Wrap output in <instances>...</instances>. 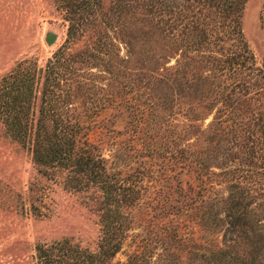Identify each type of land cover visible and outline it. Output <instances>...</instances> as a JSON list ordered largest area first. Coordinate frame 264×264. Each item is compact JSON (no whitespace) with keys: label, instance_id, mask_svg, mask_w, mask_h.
<instances>
[{"label":"trees","instance_id":"1","mask_svg":"<svg viewBox=\"0 0 264 264\" xmlns=\"http://www.w3.org/2000/svg\"><path fill=\"white\" fill-rule=\"evenodd\" d=\"M247 1L62 0L68 40L43 65L25 58L0 78V125L30 150L44 174L95 192L102 237L95 250L70 239L41 244L37 264H110L134 223L148 221L165 235L177 223L172 239L179 237L180 223L223 230L197 264H264V224L254 225L264 223V123L253 124L247 111L236 127L231 123L241 83L235 77L254 61L242 26ZM140 22L183 53L177 68L156 75V89L148 85L153 75L145 73L133 85L122 64L130 58L115 53L118 40L130 44L129 28ZM94 64L109 76L107 90L93 93L85 72ZM189 90L198 105L211 100L210 111L224 106L217 108L222 115L211 122L208 136L200 124L203 111L184 99ZM99 93L101 104L91 100ZM99 105L124 108L130 126L115 127L112 113ZM105 146L116 147L112 156ZM138 257L125 264H137Z\"/></svg>","mask_w":264,"mask_h":264},{"label":"rangeland","instance_id":"2","mask_svg":"<svg viewBox=\"0 0 264 264\" xmlns=\"http://www.w3.org/2000/svg\"><path fill=\"white\" fill-rule=\"evenodd\" d=\"M62 5V0H0V78L25 58H37L43 65L66 43L68 12ZM242 26L254 61L248 60L246 67L249 65L251 69L235 77L236 83H241L235 86L232 100L233 127L245 111L253 124L264 123V0L247 1ZM48 33L58 35L52 45L46 42ZM128 35L130 44L118 40L115 53H119L120 59L130 58L122 62L125 69H130L129 81L137 86L141 73L147 77L153 75L148 85L156 89L160 85L156 75L167 68H177L183 58L182 50L146 22L133 24ZM101 70V64H94L90 72H85L95 86L93 93L96 89L107 90L104 84L108 82L105 77L109 76ZM91 96V100L99 104L104 97L102 93ZM184 99L194 105L196 112L203 111L200 124L206 132L204 135L208 136L211 122L222 115L217 108L224 106L217 105L210 111L206 106L211 100H205V107L198 105L197 96L190 90ZM99 106L98 109L105 110L109 117L112 113L111 121L118 129L130 126L131 119L124 108L120 111L121 108L109 110ZM254 127L258 129V125ZM222 143L227 145L229 141ZM249 143L251 145L252 141ZM115 149V146H105V155L112 156ZM235 151L236 163L242 162V148L237 147ZM222 185L225 187L224 183ZM94 193L65 186L56 173L44 174L34 163L30 150L9 137L0 125V264H37L39 245L64 239L83 248L97 249L102 237V222ZM174 202L172 199L170 203ZM139 216L144 218L146 214ZM263 224L254 223L256 228ZM176 225L169 224L166 236L159 224L134 223V229L128 232L121 250L110 264H125L137 253V264H197L207 245L218 242L224 232L218 228L214 231L211 225L203 227L202 223H180L181 228L177 230L180 235L172 239ZM164 237L171 239L162 240ZM179 239L183 240L179 242ZM167 244L172 248L163 247Z\"/></svg>","mask_w":264,"mask_h":264},{"label":"water","instance_id":"3","mask_svg":"<svg viewBox=\"0 0 264 264\" xmlns=\"http://www.w3.org/2000/svg\"><path fill=\"white\" fill-rule=\"evenodd\" d=\"M58 39V35L56 33H48L46 35V42L49 45H52Z\"/></svg>","mask_w":264,"mask_h":264}]
</instances>
